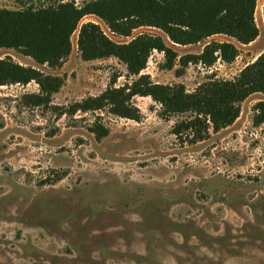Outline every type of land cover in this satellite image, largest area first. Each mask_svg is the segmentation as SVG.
Instances as JSON below:
<instances>
[{
	"label": "rangeland",
	"instance_id": "374dc122",
	"mask_svg": "<svg viewBox=\"0 0 264 264\" xmlns=\"http://www.w3.org/2000/svg\"><path fill=\"white\" fill-rule=\"evenodd\" d=\"M55 1L0 0V8ZM263 3L256 0L254 9L258 36L245 45L225 35L171 45L150 27L119 37L89 15L56 68L0 49V59L64 78L48 107L23 104V95L38 92L33 82L0 87V264H264V122L254 124L263 94L247 97L232 125L195 144H180L170 133L184 115L162 120L149 97L132 100L138 121L106 110L61 114L112 80L120 87L133 79L115 58H80L83 24L99 25L118 44L159 35L178 56L199 54L209 42L234 44L239 53L230 64H190L181 76L178 66L167 70L163 55L151 53L142 74L192 92L210 79L232 80L264 52ZM97 116L108 129L100 140L88 131Z\"/></svg>",
	"mask_w": 264,
	"mask_h": 264
},
{
	"label": "trees",
	"instance_id": "16d2710c",
	"mask_svg": "<svg viewBox=\"0 0 264 264\" xmlns=\"http://www.w3.org/2000/svg\"><path fill=\"white\" fill-rule=\"evenodd\" d=\"M255 5L256 0H83L77 6L74 2L57 0L18 10L0 8V49L14 50L38 65L56 68L70 54V36L78 22L89 15L100 19L119 37L127 38L134 29L150 27L164 33L171 45H194L213 35H225L245 45L258 36ZM262 19L264 23V3ZM76 47L83 61L117 59L133 79L120 87L112 80L99 95L74 102L61 114L106 110L115 117L138 121L141 114L132 100L149 97L160 106L158 117L162 120L184 115L172 125L170 133L180 144H195L232 125L247 97L255 93L264 95V52L232 80L210 79L192 92L179 84H153L148 75L142 74L153 51L163 55L165 69L178 66L174 69L176 76H181L190 64L210 67L217 60L230 64L239 53L230 42H209L199 54L178 56L159 35H138L118 44L99 25L89 22L80 26ZM30 82L37 85L38 92L23 95V104L48 107L64 78L45 75L15 63L10 57L0 59V87ZM255 110L260 112L255 115L254 124L259 125L264 122V103H257ZM88 131L96 140L108 135L99 116Z\"/></svg>",
	"mask_w": 264,
	"mask_h": 264
}]
</instances>
